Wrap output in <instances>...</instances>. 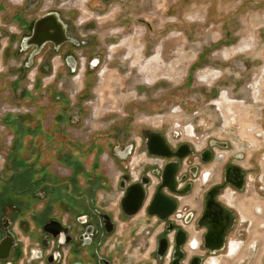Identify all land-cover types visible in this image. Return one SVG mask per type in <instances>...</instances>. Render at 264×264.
Masks as SVG:
<instances>
[{
	"label": "rangeland",
	"instance_id": "1",
	"mask_svg": "<svg viewBox=\"0 0 264 264\" xmlns=\"http://www.w3.org/2000/svg\"><path fill=\"white\" fill-rule=\"evenodd\" d=\"M5 1L23 7L32 20L58 12L68 26V35L79 42L80 46L63 56L72 54L80 62L82 53L85 59L77 66V71L83 70L82 79L70 84L75 95L77 85L83 88L73 97L83 112L75 114L72 132L92 143L103 140L110 171L114 159L117 173L137 164L145 157L141 139L158 130L173 143L182 139L198 148L208 138L229 140L247 155L248 164L257 167L252 180L262 178L264 182V0ZM225 91L230 96L220 99ZM216 99L218 105L212 104ZM234 99L244 104L232 102ZM230 103L233 112L226 108ZM237 112L243 113L242 120ZM190 125L195 128L194 136L187 132ZM131 144L138 145V153L127 160L120 158V151ZM53 147L57 158L66 150L62 162L58 161L62 166L85 165L87 156L80 151L86 144L82 141L73 139L69 145L55 141ZM148 160L143 164L148 165ZM54 177L58 186H64L67 178ZM203 188L198 186L190 198L201 199ZM35 193L32 188L21 189L0 180V240L5 235L6 212L12 206L33 209L34 205L23 202ZM58 193L64 197L65 189L59 188ZM260 195L254 201L257 210L260 204L264 207L263 190ZM241 197L247 198L246 194ZM10 213L13 218L20 216L15 209ZM242 216L247 218L243 212ZM256 219L264 222V217ZM143 220L151 226L144 214ZM11 222L16 235L17 222ZM19 234L16 239L23 246L25 239ZM45 234L32 245L41 243ZM145 234L146 249L152 250L153 234ZM236 242L210 264H264L260 231L244 247L240 240ZM156 255L153 251V264H166V259Z\"/></svg>",
	"mask_w": 264,
	"mask_h": 264
},
{
	"label": "crops",
	"instance_id": "2",
	"mask_svg": "<svg viewBox=\"0 0 264 264\" xmlns=\"http://www.w3.org/2000/svg\"><path fill=\"white\" fill-rule=\"evenodd\" d=\"M35 20L23 7L0 0V108L16 109L0 115V123L5 125L0 129V154L4 156L0 161V180L37 192L23 202L34 205L33 209L23 211V206H12L4 218L17 222V234L25 239L23 246L38 242L44 235V224L50 220L71 226L74 239L67 246L64 264H105V259L111 264H153V250L138 246L147 242L143 233L149 229L143 213L121 217L120 172L115 170V159L110 171L103 140L100 139V149H95L92 145H97L96 141L82 140L72 132L75 114L80 116L83 112L73 97L83 88L77 85L75 95V87L70 84L82 79L83 70L77 71V66L83 65L85 59L82 53L80 62L74 57L75 67L67 61L72 54L63 59L75 49L72 42H65L59 49L47 43L34 55L36 47H26V40ZM73 139L86 144L80 151L87 156L85 165L62 166L59 162L66 150L57 158L55 141L69 145ZM54 175L67 178L64 186H58ZM61 187L65 189L64 197L58 193ZM13 209L20 212L19 217L11 216ZM99 210L112 215L116 222L114 233L109 235L102 229ZM92 225V243L84 244L80 236Z\"/></svg>",
	"mask_w": 264,
	"mask_h": 264
},
{
	"label": "flooded vegetation",
	"instance_id": "3",
	"mask_svg": "<svg viewBox=\"0 0 264 264\" xmlns=\"http://www.w3.org/2000/svg\"><path fill=\"white\" fill-rule=\"evenodd\" d=\"M259 89L255 91L256 95ZM223 95L230 96L225 91L220 99L224 97ZM218 100L216 99L212 104L218 105ZM238 101L241 105L244 104L242 100L234 99L232 102ZM232 105L231 103L226 105L229 112H233ZM237 114L239 120H242L243 113L237 112ZM187 132L194 136V126L190 125ZM154 133H157V136L152 137ZM161 137L164 138L169 149L162 146ZM141 140L145 148L142 154L145 157L140 158L133 167H123L118 176L121 191V217L122 219L127 218L121 207V198L125 194L124 189L120 187L123 179H126L127 185H132L142 183L146 178L144 204L138 214L143 213L152 222L148 229L149 234H153L149 243L152 250L158 252L162 239L166 244V253L162 258V260L166 259V264H172L176 259L175 253L178 245H180L178 253L183 255L180 264H210L213 258L224 255L228 248L230 250L232 245L238 243L237 240H240L244 247L255 232L260 231L264 235V222L258 223L256 219V217H264L261 216L264 214V207L260 204L257 210L258 205L254 204V201L260 200L256 199L258 198L256 195L264 191L263 179L252 180V174L255 173L254 170L257 167L248 164L247 155L237 151L232 142L208 138L207 142L198 148L192 141L186 142L181 139L173 143L158 130L148 132L147 136ZM148 142L152 144L154 150L167 149L171 154L153 155ZM92 146L100 149L101 144L97 142V145ZM138 151V145L131 144L126 151H120V155L126 157L127 160ZM147 158H149L148 165H144ZM141 163H144L143 166ZM171 163L178 164L173 182L170 179L164 181L162 173ZM198 186L200 189L204 188L201 199L197 201L195 197H190ZM158 194L160 195L157 198ZM242 194H246L245 200L242 199ZM166 200L171 203L172 207L169 209L160 207L162 202L167 203ZM152 204V209L158 212L149 215ZM257 211L260 215H257ZM242 212L247 215V218H243ZM162 214L167 217L162 219ZM158 227L160 229L156 231ZM84 241L82 240L83 243ZM47 249L41 246L39 250L43 252L42 258H36L32 262L28 261L31 256L30 250L28 258L21 264H36L37 261L39 264L41 261L50 264L47 259L52 254H47ZM23 256L24 246L18 244L13 248L10 258L0 261V264H18V260Z\"/></svg>",
	"mask_w": 264,
	"mask_h": 264
},
{
	"label": "water",
	"instance_id": "4",
	"mask_svg": "<svg viewBox=\"0 0 264 264\" xmlns=\"http://www.w3.org/2000/svg\"><path fill=\"white\" fill-rule=\"evenodd\" d=\"M65 42H72L75 45H79V42L70 37L68 35V26L65 24L62 19L60 18V15L58 12H50L47 13L46 15H43L39 18H37L34 22L33 30L30 36L27 37L26 40V47H31L34 45L36 47V50L34 51V55L39 53L41 49L44 47L45 44L47 43H53L57 49H59L60 45L64 44ZM33 55V56H34ZM68 63H73V67L76 66V60L74 56H68L67 57ZM75 64V65H74ZM153 136H157V133L152 134ZM161 144L164 148H168L167 143L165 142L164 138L161 137ZM148 147H150L151 153L153 155H169L171 154L167 149L163 151H157L153 149L152 144L148 142ZM118 156L122 159H126V157L118 154ZM178 169V164L177 163H171L169 164L164 172L162 173V177L164 181L166 179H170L172 181L174 174L176 173V170ZM147 179L144 178L142 183H137V184H132V185H127L126 179H123V182L121 183V189H124L125 194L121 198V207L123 212L125 213V216L127 218H132L135 215L139 213V211L142 209L143 204H144V199H145V193H146V185H147ZM173 182V181H172ZM167 183V182H166ZM165 185V183L163 184ZM160 194L157 195V198L159 197ZM156 198V199H157ZM167 201V200H166ZM153 204L151 208L149 209V215L155 214L158 211L152 209ZM161 208H167L168 209L171 206V203L167 201V203L162 202L160 205ZM98 215L101 220L102 224V229L104 230L105 233L107 234H112L114 233L116 229V222L114 221L112 215L107 212H103L102 210L98 211ZM167 215H161V218L164 219L166 218ZM5 224L4 228L2 229L4 232L3 238L0 240V261H6L10 258L11 252L15 246L18 245V241L16 239V235L13 234V231L11 230L12 227V220L8 218V216L5 217ZM80 222H86L85 221H80ZM43 230L45 236L41 240V244L45 248H49L51 244V239H58L61 233H64L66 236V240L64 242L65 245H69L72 243L74 237L72 234H70V231L72 230L71 226H64L61 221L58 220H50L46 222L43 226ZM95 230V226L92 225L86 229V231L80 236L81 240H85L84 244L92 243V234ZM146 237L149 236V232H146ZM88 240V241H87ZM165 241L167 239L165 238ZM144 246L142 249H146L147 247V242L145 240ZM63 242L61 240H58L57 242V252H58V257L60 258L61 256V248H62ZM176 250L175 256L176 259L172 262V264H180V259L183 258L182 253L179 254V247ZM167 246L164 244L163 239L160 241V248L157 252V255L159 259H162L163 256L166 253ZM43 252L42 250H37L35 248L31 249V256L29 258V262H32L36 258L41 257L42 258ZM47 261L50 264H56V260L54 261L53 255H50L47 259ZM105 264H111L110 261H107L106 259L104 260Z\"/></svg>",
	"mask_w": 264,
	"mask_h": 264
},
{
	"label": "built area",
	"instance_id": "5",
	"mask_svg": "<svg viewBox=\"0 0 264 264\" xmlns=\"http://www.w3.org/2000/svg\"><path fill=\"white\" fill-rule=\"evenodd\" d=\"M9 112V111H16V109H9L8 108H5V107H1L0 108V115H2L3 113L5 112ZM5 128V125L0 123V129H4ZM12 137H10V141L12 140L11 139ZM4 159V156L3 154H0V161ZM58 240H61L63 242L62 244V248H61V256L60 258L58 257V248H57V242ZM66 240V236L64 233H61L60 236L58 237V239H51V244H50V247L47 249V254H52L53 255V259L54 261L56 260V264H64L66 262V256H67V246L68 245H65L64 242ZM41 246L42 244L41 243H37L35 245H30V244H25L24 245V256H23V261H25L28 256H29V252L32 248H35L37 250L41 249ZM40 264H46L44 261H41Z\"/></svg>",
	"mask_w": 264,
	"mask_h": 264
}]
</instances>
